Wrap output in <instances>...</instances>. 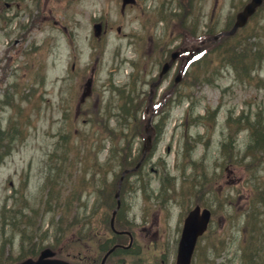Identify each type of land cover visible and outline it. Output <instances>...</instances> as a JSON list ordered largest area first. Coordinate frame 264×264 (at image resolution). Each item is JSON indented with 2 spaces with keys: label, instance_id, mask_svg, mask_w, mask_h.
<instances>
[{
  "label": "rangeland",
  "instance_id": "374dc122",
  "mask_svg": "<svg viewBox=\"0 0 264 264\" xmlns=\"http://www.w3.org/2000/svg\"><path fill=\"white\" fill-rule=\"evenodd\" d=\"M245 1L137 0L119 13L114 0H0L1 14L11 5V23L0 30V264L45 247L58 257H86L99 236L112 235L119 164L142 156L139 173H128L120 190L118 225L134 238L125 262L160 264L163 250L164 264H174L184 214L199 203L212 221L191 264H264V222L251 233L245 212L252 185L264 183V163L254 178L237 159L255 144V124L239 130L238 117L264 119V4L233 40L245 49L240 61L231 50L210 59L212 43L169 100L148 105L171 83L174 64L150 92L169 53L209 43L204 33L229 28L226 17ZM98 16L111 29L93 53L88 21ZM91 67L92 95L76 116ZM147 119L154 128L144 144ZM198 175L206 182L191 184ZM164 179L183 195L155 193Z\"/></svg>",
  "mask_w": 264,
  "mask_h": 264
},
{
  "label": "water",
  "instance_id": "95a60500",
  "mask_svg": "<svg viewBox=\"0 0 264 264\" xmlns=\"http://www.w3.org/2000/svg\"><path fill=\"white\" fill-rule=\"evenodd\" d=\"M126 1H133V0H124ZM260 0H251L249 3L245 5L243 10L238 13L237 20L233 24V26L230 28V30L226 31V33H231L234 31V29L238 26L243 24L245 21V17L249 13H251L254 9V6L258 4ZM217 35H214L211 39H215ZM178 51H173L171 53V59H174L178 55ZM169 63L165 64L160 73H163ZM86 85L88 87L89 81L86 82ZM85 93V92H84ZM115 196H118V193L116 192ZM115 210L112 213V217ZM209 209L203 208L201 212H199L198 206H196L185 219V223L183 226V230L181 233L178 249H177V258L175 264H189L191 253L193 250V246L195 243V239L198 234H200L206 227L207 220L209 219ZM52 254V251L49 248H44L41 250L39 256L36 259L32 258H26L18 263L15 264H72L62 259L57 258H47L49 255Z\"/></svg>",
  "mask_w": 264,
  "mask_h": 264
},
{
  "label": "trees",
  "instance_id": "16d2710c",
  "mask_svg": "<svg viewBox=\"0 0 264 264\" xmlns=\"http://www.w3.org/2000/svg\"><path fill=\"white\" fill-rule=\"evenodd\" d=\"M223 38L225 39V42L221 46L215 45L216 47H214V50L211 53H213L215 55L216 51H218L219 53L224 55V58H229L230 56L228 57L227 55H229L228 51L231 50L233 52V55H234V61H240L246 55V52L244 51L245 49L239 48V45L234 44L233 43V40H234L233 37L224 36ZM230 42H231V46L229 45ZM219 53H217V55H219ZM212 56L213 55L211 54L210 59L212 58ZM205 58L207 59V54H206V56L204 54L203 59H205ZM253 60H255V58H253ZM229 61L232 62L231 60H229ZM123 112H125V111L123 110ZM253 131H254V132H252L253 137L255 136V139L253 138V141H255V144L253 145L254 148L253 149L251 148L252 149L251 151H252L253 159L256 160V163L251 164V165H248L247 163H245V159L248 158V155L246 153V149H245V152H243L241 155L237 156V159L239 160L240 163L243 164V162H244V164H246L245 169L247 172H249V171L253 172L252 171L253 168H258L259 164L264 163V127L258 124V126H255L253 128ZM3 132H4L3 137H5L7 135L6 134L7 132H6V130H3ZM108 133H110V132H108ZM113 147H117V145H113ZM113 147H111L109 154L114 157V154H113L114 150H112ZM258 148L262 149V151L260 152V149L258 150ZM262 170L264 171V166L262 167ZM261 188L264 189V183H261L259 180L255 181V183L252 185V192L248 198V208H252V210H250V209L245 210V212L247 214L246 215V219H247L246 222L249 223L251 228H252L251 233L255 232L253 227L254 228L259 227L257 223L253 222L254 219L252 218L251 214L254 211H255L256 215L258 214L256 212V210H254L255 209L254 208V200H258V207L260 204H262L260 202V199H259V196H260L259 190Z\"/></svg>",
  "mask_w": 264,
  "mask_h": 264
},
{
  "label": "flooded vegetation",
  "instance_id": "af4514ba",
  "mask_svg": "<svg viewBox=\"0 0 264 264\" xmlns=\"http://www.w3.org/2000/svg\"><path fill=\"white\" fill-rule=\"evenodd\" d=\"M264 4V2L262 3V5ZM261 5V6H262ZM10 2H6V7H7V10L10 8ZM260 6V7H261ZM237 10L235 9L234 12H233V17L231 18V22H233V20L235 19V14H236ZM7 19H9L8 16H6V12L3 16H0V22L1 24L3 23L5 25ZM102 25H101V35L99 38H101V36H103L109 26L107 24V22L101 20V19H98ZM189 210V209H188ZM187 210V211H188ZM187 213V212H186ZM103 223H99V225H105L106 223V218H104L102 220ZM121 222V220H120ZM117 230H124V231H128V229L126 228H121V229H118ZM127 236V240L129 241L131 238H133V235L129 234V233H125ZM118 235V234H116ZM113 242L111 245H114L116 244V247L106 256V258L104 259L103 263L102 264H132L131 262H125L124 261V256L122 255H126L128 252L132 253V247H133V243H134V238L131 239V243H130V246L129 247H125L124 246V239L123 240H119L117 238H112L111 239ZM96 243L97 245H94V248H93V244L90 245V252L89 254L86 256V257H82L81 255L79 256H75V257H58L56 255V253H54V257H58V258H63V259H66L68 261H71L75 264H101V258L103 256V254L108 250V247H107V238L106 240L103 239L102 236H99V238H97L96 240ZM93 248V249H92ZM163 253L164 251L162 250V253L159 255L158 257V260L160 264H164V257H163ZM115 256H118L116 258H113ZM110 259H112V261H110Z\"/></svg>",
  "mask_w": 264,
  "mask_h": 264
},
{
  "label": "bare ground",
  "instance_id": "6f19581e",
  "mask_svg": "<svg viewBox=\"0 0 264 264\" xmlns=\"http://www.w3.org/2000/svg\"><path fill=\"white\" fill-rule=\"evenodd\" d=\"M255 59H257V58H255ZM184 154H185V157H186V162L187 163H190L191 161H190V159H188V157H189V150L188 149H186L185 151H184ZM128 163H130V162H128V161H125V162H123V164H122V170L120 171V173L117 175V179H119L120 177H121V175L122 174H124V173H130L132 170H133V167H130V166H128ZM142 166H140V168H141ZM140 168H138L134 173H132V174H134V175H137L138 173H139V170H140ZM253 172V176H254V178H257L258 177V175H257V172L258 171H260V169L259 168H253V170H252ZM153 172H155L154 170H153ZM195 180H193V182L191 183V184H195V185H198V184H204L205 182H206V180H204V178H202L201 176H197V177H195L194 178ZM162 183H163V186H164V188H162V189H160V191H157V192H155V193H159L160 195H162V196H166V195H174L175 193L176 194H178V195H183L182 193H184V190H179V191H174V190H172L171 188H172V182H170V181H168V180H166L165 181V179L162 181ZM149 192L150 193H154V191L153 190H149ZM202 194L204 195V196H206L207 195V192L206 191H203L202 192ZM259 199H260V202L262 203V204H260L259 205V207H256L254 210H256V212L258 213L257 215H256V213L255 212H253L251 215H252V218L254 219V223H257L258 225H261V224H263V222H264V210H262L263 208H264V189H260L259 190ZM161 198V197H160ZM250 215V216H251ZM253 229H254V231H259V227L257 228H254L253 227Z\"/></svg>",
  "mask_w": 264,
  "mask_h": 264
}]
</instances>
